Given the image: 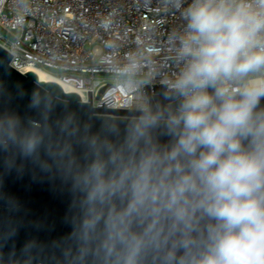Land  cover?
<instances>
[{"label": "clouds", "instance_id": "clouds-1", "mask_svg": "<svg viewBox=\"0 0 264 264\" xmlns=\"http://www.w3.org/2000/svg\"><path fill=\"white\" fill-rule=\"evenodd\" d=\"M163 2L182 26L160 104L113 119L0 76V264H264V0ZM25 175L65 231L5 191Z\"/></svg>", "mask_w": 264, "mask_h": 264}, {"label": "built area", "instance_id": "built-area-1", "mask_svg": "<svg viewBox=\"0 0 264 264\" xmlns=\"http://www.w3.org/2000/svg\"><path fill=\"white\" fill-rule=\"evenodd\" d=\"M181 26L163 0H0V47L12 55L9 65L23 74L29 67L58 71L85 102L91 91L97 108L108 91L109 108L148 102L143 86L162 84L178 68L171 36Z\"/></svg>", "mask_w": 264, "mask_h": 264}, {"label": "water", "instance_id": "water-1", "mask_svg": "<svg viewBox=\"0 0 264 264\" xmlns=\"http://www.w3.org/2000/svg\"><path fill=\"white\" fill-rule=\"evenodd\" d=\"M12 55L9 54L5 49L0 47V76L5 73V69L10 72V83L20 82L25 85V87H31L35 82L39 81L36 74L32 71H27L24 74L12 68L9 63ZM7 79V77H5ZM41 82V81H39ZM43 84H52L58 86L59 84L48 81L41 82ZM162 84L157 85H144L143 93L146 94L148 102L157 105L163 102L161 96L162 93ZM105 88H102L97 95L104 91ZM63 90V89H62ZM64 91V90H63ZM67 93V92H66ZM76 95L78 98L79 95L74 92H68ZM88 102L87 104L92 106L91 103V91H87ZM97 106H102L100 108L93 107L96 109L97 114L101 116H106L113 119L127 118L133 110L129 109H113V108H104V101L99 103ZM5 191L18 197L22 203L30 210L31 218L47 219L48 222L56 221V231L53 232V235H57L66 229H64L59 224V217L63 213L64 205L61 203V200L53 194L50 186L47 183H38L32 182L29 176L25 175L22 179H17L15 177H9L5 181ZM25 238V233L21 231L18 244L22 243Z\"/></svg>", "mask_w": 264, "mask_h": 264}, {"label": "bare ground", "instance_id": "bare-ground-1", "mask_svg": "<svg viewBox=\"0 0 264 264\" xmlns=\"http://www.w3.org/2000/svg\"><path fill=\"white\" fill-rule=\"evenodd\" d=\"M27 71L34 72L36 74L38 80L41 82H48V81L55 82V83L60 85V87L64 90V92H67V93L68 92H74L81 97L79 91H77L74 87H72L70 84L62 81L61 79L57 78L56 76H54L53 74H51L47 71H44L38 67H29L27 69Z\"/></svg>", "mask_w": 264, "mask_h": 264}, {"label": "rangeland", "instance_id": "rangeland-1", "mask_svg": "<svg viewBox=\"0 0 264 264\" xmlns=\"http://www.w3.org/2000/svg\"><path fill=\"white\" fill-rule=\"evenodd\" d=\"M44 71L51 72L53 75H56V76H60V73L58 71H55V70L44 69Z\"/></svg>", "mask_w": 264, "mask_h": 264}]
</instances>
